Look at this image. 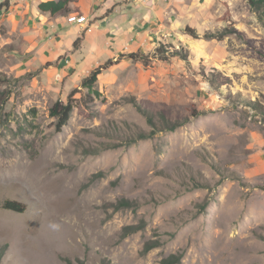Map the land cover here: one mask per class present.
Segmentation results:
<instances>
[{
	"label": "rangeland",
	"instance_id": "374dc122",
	"mask_svg": "<svg viewBox=\"0 0 264 264\" xmlns=\"http://www.w3.org/2000/svg\"><path fill=\"white\" fill-rule=\"evenodd\" d=\"M204 1L206 37L168 35L162 59L101 74L99 96L79 67L66 84L28 69L0 23V204L26 207L0 206V264H264V6ZM73 89L57 132L48 110Z\"/></svg>",
	"mask_w": 264,
	"mask_h": 264
},
{
	"label": "crops",
	"instance_id": "0c3cea01",
	"mask_svg": "<svg viewBox=\"0 0 264 264\" xmlns=\"http://www.w3.org/2000/svg\"><path fill=\"white\" fill-rule=\"evenodd\" d=\"M48 1L58 0H9L7 9L0 8V23L7 27L8 33L25 35L27 41L22 48L28 69L42 67L49 76L47 81L64 79L61 84H66L79 67L80 74L74 77L79 85L107 60L124 56L101 74L122 61L132 60L128 54L152 53L168 35L180 33L186 26L194 27L191 10L205 2L70 0L58 12L41 11L39 4ZM83 17L92 24L91 32H81L67 22V18Z\"/></svg>",
	"mask_w": 264,
	"mask_h": 264
},
{
	"label": "trees",
	"instance_id": "16d2710c",
	"mask_svg": "<svg viewBox=\"0 0 264 264\" xmlns=\"http://www.w3.org/2000/svg\"><path fill=\"white\" fill-rule=\"evenodd\" d=\"M70 0H58L57 2L54 1H48V2H43L39 4V9L41 11H49L51 13H55L58 12L60 10H62L69 2ZM248 3L256 8L259 9L261 7L264 6V0H247ZM9 6V0H4L3 2L0 3V8H4L7 9ZM184 32L189 35L190 37L194 38V39H198L200 37H206L207 35L202 34V36L197 33L195 31L194 28L190 27V26H186L184 29ZM166 51L164 50V47L160 44L158 47H156L153 51V57H158L159 59H162V54H164ZM172 54L173 55H179L178 51L176 50H172ZM123 55L118 56L115 60L109 59L106 62H104L103 64H100L99 66H97L96 68H94L86 77H84L81 82H80V88H85L87 90V93L92 94L94 96H99V90L95 87L97 79H98V75L101 74L103 71L107 70L110 66H112L114 63H116L117 61H119L121 58H123ZM128 58L132 59V60H141V61H146V57L143 55H139L138 53H130L127 55ZM184 59L186 58V56L183 57ZM50 66V64H46L45 65ZM75 92H77L76 89H73L70 94L68 95V101L66 103H63L60 100L55 101L51 107L48 110V114L51 118H54V127L55 130L57 132L61 131L62 128L64 126L67 125L71 113L73 111L74 105L71 101V95L74 94ZM5 101V99L2 100L1 104H0V110H1V105L2 103ZM195 116H198L195 115ZM152 124V123H150ZM183 124V122H179V121H171L167 124V127L165 129L167 130H175L176 128H178L179 126H181ZM141 138V137H139ZM142 138H145L142 136ZM131 202L128 200H120L118 201V203L115 205L116 208H124V207H128L131 206ZM0 206L3 209H7V210H11V211H15V212H23L25 210V204L21 203V202H17L14 200H5L3 201ZM141 229V225L138 224H130V225H126L122 228V237H125L129 234L135 233L138 230ZM154 247V244L150 243L149 241L146 242L143 246V251L147 252L149 250H151ZM2 251H0V259L2 256ZM174 258V257H173ZM172 258V259H173ZM171 258H169L168 260H164L163 263L164 264H173L174 262L177 261H173V263L170 261Z\"/></svg>",
	"mask_w": 264,
	"mask_h": 264
},
{
	"label": "built area",
	"instance_id": "2783aa9c",
	"mask_svg": "<svg viewBox=\"0 0 264 264\" xmlns=\"http://www.w3.org/2000/svg\"><path fill=\"white\" fill-rule=\"evenodd\" d=\"M67 22L73 27H78L81 32H91L92 24L86 17L83 18H67Z\"/></svg>",
	"mask_w": 264,
	"mask_h": 264
},
{
	"label": "clouds",
	"instance_id": "9594fccd",
	"mask_svg": "<svg viewBox=\"0 0 264 264\" xmlns=\"http://www.w3.org/2000/svg\"><path fill=\"white\" fill-rule=\"evenodd\" d=\"M52 226H53L54 228H55V227H58L57 225H52Z\"/></svg>",
	"mask_w": 264,
	"mask_h": 264
}]
</instances>
